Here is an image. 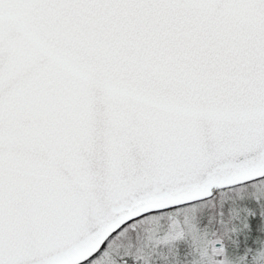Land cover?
<instances>
[{"label": "snow or ice", "instance_id": "obj_1", "mask_svg": "<svg viewBox=\"0 0 264 264\" xmlns=\"http://www.w3.org/2000/svg\"><path fill=\"white\" fill-rule=\"evenodd\" d=\"M0 264H264V0H0Z\"/></svg>", "mask_w": 264, "mask_h": 264}]
</instances>
